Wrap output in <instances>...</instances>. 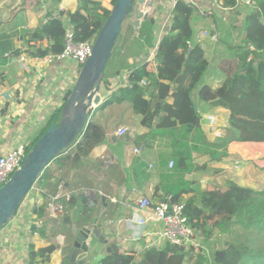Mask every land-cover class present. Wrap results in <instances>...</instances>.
Wrapping results in <instances>:
<instances>
[{"label": "crops", "instance_id": "obj_1", "mask_svg": "<svg viewBox=\"0 0 264 264\" xmlns=\"http://www.w3.org/2000/svg\"><path fill=\"white\" fill-rule=\"evenodd\" d=\"M94 1L107 10L112 9L111 0ZM247 3L248 0H236L234 8H223L217 0H198L195 5L197 15L192 22V43L200 44L203 49L207 69L193 91L192 100L200 128L209 142L222 138L223 130L228 127V111L200 101L198 90L204 86L216 90L225 80L222 63L232 58L234 48L243 46L244 18L250 8ZM170 4L171 0H157L152 9H143L149 16L140 21L137 30L133 27L134 17L129 24L125 22L124 29L131 26L134 36L127 44L124 35L120 38L112 66L118 73L110 79V87L102 82L100 105L92 107L89 114V122L95 121L100 127L101 143L92 149L82 167L60 170L51 165L44 178L35 183L13 218L0 229V264H28L31 247L37 251L49 246H54L55 250L44 264H70L75 239L72 228L85 223V218L92 227L102 229V240L88 244L86 264H99L111 246L140 253L153 239L159 245L158 250L166 245L157 236L161 223L153 221L148 210L137 213L134 203L142 197L151 201L166 197L157 188L165 174L161 161L171 152L169 141L152 138L140 125V116L134 114L128 104L111 106L103 111L98 108L116 88L128 85L129 69H120L123 67L120 64L129 67L148 64L156 71L154 57L158 42L170 26L173 8ZM77 10V0H60L57 4L52 0H0V154L12 148L20 137L33 146L49 120L55 116L60 119L65 95L76 82V66L68 61L39 66L32 60L20 62L17 59L21 54L30 57L26 54L29 47L45 49L50 46L48 39L33 40V34L51 18L63 23L65 35L71 31L67 14ZM150 18L154 24L146 23L148 39L140 38L139 29ZM135 40L140 45L130 44ZM42 69L44 75L40 77ZM168 103H172L171 98ZM166 115V112L157 115L154 124ZM208 117H213L215 130L222 134L220 138L210 131ZM120 127L127 128L128 132L119 137L116 131ZM233 144L237 143L227 147V158L220 162L200 158L197 163L204 169L185 174L194 194L209 187L224 188L228 182L256 190L253 187L256 184L247 185L256 180L241 172L239 163H235L234 170L228 169ZM135 147L139 148L138 154L133 153ZM167 169H171L169 163ZM81 195L85 202L79 199ZM70 196L76 198L74 206L63 209L60 200ZM186 199L187 196L182 197L181 202ZM41 207L44 212L39 217L36 212ZM64 216L70 223L63 222ZM140 218L147 219L143 226L137 224ZM35 222L40 227H35ZM135 236L140 239L133 241ZM213 247L216 245L212 243L211 249ZM186 263L192 264V261Z\"/></svg>", "mask_w": 264, "mask_h": 264}, {"label": "trees", "instance_id": "obj_2", "mask_svg": "<svg viewBox=\"0 0 264 264\" xmlns=\"http://www.w3.org/2000/svg\"><path fill=\"white\" fill-rule=\"evenodd\" d=\"M77 1L78 10L67 15L74 41L84 42L96 37L110 10L94 0ZM115 2L111 0L112 7ZM217 2L223 8H234L236 4V0ZM247 4L250 8L244 18L243 46L234 48L232 58L222 63L225 80L216 90L207 86L198 90L200 101L228 111V127L223 130L222 138L209 142L199 125L192 94L207 69V61L200 44L192 43V22L197 9L182 2L172 8L168 32L158 42L154 57L156 71L148 64L137 67L120 64L123 66L120 69H129L128 85L116 88L98 108L103 111L111 106L128 104L134 114L140 116V125L152 138L169 141L171 152L161 161L165 174L157 189L170 196L173 202L180 203L181 198L187 196L183 202L184 215L200 238L204 251L196 253L193 248L185 250L166 244L161 250L147 248L140 253H131L111 246L99 264H184L189 260L192 264H264V187L258 191L228 182L224 188L209 187L194 194L192 184L185 180V174L204 169L197 163L198 159L207 157L208 162H220L227 158V147L233 142L264 143V0H248ZM145 21L139 29V37L148 39L146 23H154L151 18ZM124 24L103 72L102 82L107 87L118 73L112 66L120 38L124 35L127 44L134 36L132 27L125 30ZM64 36L63 23L51 18L33 34V40L48 39L50 46L45 49L29 47L26 54L30 57L57 55L63 50ZM133 43L140 45L138 40L130 42ZM249 45L256 51L249 52ZM249 64L251 68L242 72ZM141 82L144 84L140 85ZM170 98L172 103H168ZM161 111L167 115L154 124ZM58 118L49 120L39 138L53 124L59 123ZM97 125L90 121L70 149L63 151L43 170L38 181L44 178L51 165L60 170L82 167L92 149L101 143ZM168 163H172L171 169H167ZM75 202L74 196L60 200L63 209L73 207ZM38 210L36 213L40 217L44 208ZM84 220L85 223L77 228H92L88 218ZM63 222L70 223V220L64 216ZM212 243L216 247L211 249ZM54 250V246L37 251L31 247L28 264L48 263ZM204 252L209 254L208 258Z\"/></svg>", "mask_w": 264, "mask_h": 264}, {"label": "water", "instance_id": "obj_3", "mask_svg": "<svg viewBox=\"0 0 264 264\" xmlns=\"http://www.w3.org/2000/svg\"><path fill=\"white\" fill-rule=\"evenodd\" d=\"M156 2L157 0H116L94 39L91 55L79 71L75 85L65 95L59 123L53 124L34 143L20 170L0 188V229L16 214L43 170L63 151L69 150L88 126L91 108L100 105L104 69L127 18L130 15L134 17L133 27L137 30L140 21L149 16L148 11L143 9H152ZM250 68L251 64L242 72ZM79 199L85 202L82 195ZM72 231L75 239L70 264H86L88 244L93 240H102V229L73 227Z\"/></svg>", "mask_w": 264, "mask_h": 264}, {"label": "built area", "instance_id": "obj_4", "mask_svg": "<svg viewBox=\"0 0 264 264\" xmlns=\"http://www.w3.org/2000/svg\"><path fill=\"white\" fill-rule=\"evenodd\" d=\"M178 2L194 6L198 3V0H171V7H174ZM94 39L76 42L74 41L72 31H68L65 35L64 47L61 53L57 55L47 54L43 57H28L21 54L17 61L24 62L25 60H32L36 65L49 66L57 62H72L77 69V78L79 71L85 64L87 59L91 55ZM249 52H254L256 49L249 45ZM250 57L247 58L249 60ZM44 75V69L39 72V76ZM76 78V80H77ZM76 83V82H75ZM143 84V83H142ZM69 91V90H68ZM165 111H161L158 115L164 114ZM210 131L220 138L222 134L215 130L213 117H208ZM128 132L127 128H118L116 131L117 136H124ZM29 142L20 137L12 148H10L4 154H0V188H2L15 172L20 170L23 165V161L27 155V147ZM133 153L138 154L139 148H133ZM172 167V163H169V168ZM135 211H149L150 218L155 222L161 223V229L158 231V239L173 247L183 248L190 250L193 248L196 253L204 251L200 244V238L197 236L195 230L191 228L187 222V218L184 215V203L173 202L170 196H166L161 201H151L147 198H138L135 200ZM39 206V202L36 203V207ZM147 222V219L140 218L137 221L139 226H143ZM35 227H40V224L34 223ZM139 236L132 238L133 241H138ZM147 248L159 249V245L156 240H152ZM146 248V249H147ZM122 251H124L122 249Z\"/></svg>", "mask_w": 264, "mask_h": 264}, {"label": "rangeland", "instance_id": "obj_5", "mask_svg": "<svg viewBox=\"0 0 264 264\" xmlns=\"http://www.w3.org/2000/svg\"><path fill=\"white\" fill-rule=\"evenodd\" d=\"M131 17L132 15L127 18V22L125 21L126 24L130 23V21L132 20ZM93 39H95V37ZM58 120L60 121L59 118ZM223 126L225 127L226 123L223 124ZM30 148H32L31 144L27 147L26 151H30ZM232 150L233 153L231 157V163L228 166V169L231 167L230 170H234L233 167L235 166V163H239V165L242 166L240 171L244 174H250L256 180L255 183L251 182L247 185L253 186V184H256V186H253L254 189L261 190V188L264 186V144L237 143L232 145ZM225 181H227V179H225ZM204 255L207 258L209 257V254L207 252H204Z\"/></svg>", "mask_w": 264, "mask_h": 264}]
</instances>
